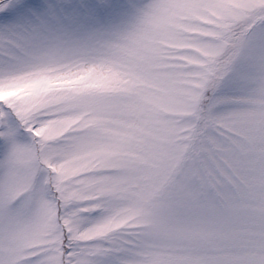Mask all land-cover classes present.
Here are the masks:
<instances>
[{
	"label": "clouds",
	"instance_id": "obj_1",
	"mask_svg": "<svg viewBox=\"0 0 264 264\" xmlns=\"http://www.w3.org/2000/svg\"><path fill=\"white\" fill-rule=\"evenodd\" d=\"M0 34V105L32 119L23 264H245L264 248V0H37Z\"/></svg>",
	"mask_w": 264,
	"mask_h": 264
},
{
	"label": "snow or ice",
	"instance_id": "obj_2",
	"mask_svg": "<svg viewBox=\"0 0 264 264\" xmlns=\"http://www.w3.org/2000/svg\"><path fill=\"white\" fill-rule=\"evenodd\" d=\"M37 0H0V34H18L23 26L38 13ZM107 0L85 4L82 11L90 16L114 9ZM32 118L15 106L0 105V264H23V248L18 242L14 225L19 216L17 201L21 184L30 182L31 176L21 175V169L34 159L28 137L33 135L29 126ZM120 249L109 248L103 253L76 250L65 259L57 250L44 259L33 251L29 264H117ZM245 264H264V248H257Z\"/></svg>",
	"mask_w": 264,
	"mask_h": 264
}]
</instances>
